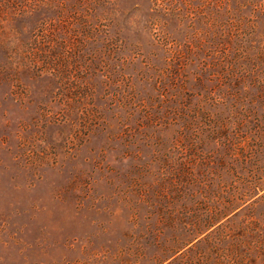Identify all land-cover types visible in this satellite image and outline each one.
<instances>
[{
	"label": "rangeland",
	"instance_id": "rangeland-1",
	"mask_svg": "<svg viewBox=\"0 0 264 264\" xmlns=\"http://www.w3.org/2000/svg\"><path fill=\"white\" fill-rule=\"evenodd\" d=\"M0 264H264V0H0Z\"/></svg>",
	"mask_w": 264,
	"mask_h": 264
}]
</instances>
